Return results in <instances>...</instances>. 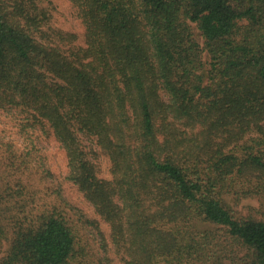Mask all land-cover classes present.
<instances>
[{"label":"trees","instance_id":"16d2710c","mask_svg":"<svg viewBox=\"0 0 264 264\" xmlns=\"http://www.w3.org/2000/svg\"><path fill=\"white\" fill-rule=\"evenodd\" d=\"M69 2L81 31L0 0V110L94 216L58 187L34 217L0 201V264H264V218L226 200L264 216V0Z\"/></svg>","mask_w":264,"mask_h":264},{"label":"rangeland","instance_id":"374dc122","mask_svg":"<svg viewBox=\"0 0 264 264\" xmlns=\"http://www.w3.org/2000/svg\"><path fill=\"white\" fill-rule=\"evenodd\" d=\"M50 1L52 24L55 27L58 26L66 31L82 30L78 19L71 15L69 0ZM191 25L197 40L203 45L200 30L195 23ZM203 59L205 62L208 61L206 52L203 54ZM40 145L42 146L34 152L33 159L26 156L27 149H30V141L20 133L16 118L0 110V196H2L0 201L13 202L15 209L12 210V215L17 218L34 217L38 211L54 205L55 202L52 203L54 197L50 195V192L51 189L58 187L66 199L86 210L93 217V212L84 203L82 193L76 186L65 180L67 160L64 151L53 139L43 141ZM53 177H55L54 182ZM226 200L235 216L264 218L262 215H248L255 214L253 209L259 208L258 197L237 198L235 195H228ZM99 223L104 234L108 236L109 225L101 220ZM11 242V237L4 241L0 259L9 252Z\"/></svg>","mask_w":264,"mask_h":264}]
</instances>
